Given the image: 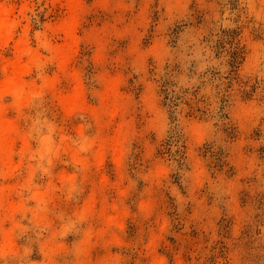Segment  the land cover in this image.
I'll list each match as a JSON object with an SVG mask.
<instances>
[{
    "label": "rangeland",
    "instance_id": "374dc122",
    "mask_svg": "<svg viewBox=\"0 0 264 264\" xmlns=\"http://www.w3.org/2000/svg\"><path fill=\"white\" fill-rule=\"evenodd\" d=\"M1 6L0 264H264V0Z\"/></svg>",
    "mask_w": 264,
    "mask_h": 264
},
{
    "label": "bare ground",
    "instance_id": "6f19581e",
    "mask_svg": "<svg viewBox=\"0 0 264 264\" xmlns=\"http://www.w3.org/2000/svg\"><path fill=\"white\" fill-rule=\"evenodd\" d=\"M70 4H74L76 0H67ZM9 10L5 6L0 7V42H2L10 30V23H9ZM62 59H65V56L62 57ZM21 69L15 64L14 68L12 70L11 76L6 80V86L7 91L12 94L13 96L20 98L23 94V83L21 80ZM15 130V126L12 122H2V136H1V142L4 145V143H7L12 138L11 135L13 134ZM11 138V139H10ZM4 148V147H3ZM5 149V148H4ZM8 154H4V157H6V161L11 160V151L10 149L6 150ZM5 151V152H6Z\"/></svg>",
    "mask_w": 264,
    "mask_h": 264
}]
</instances>
